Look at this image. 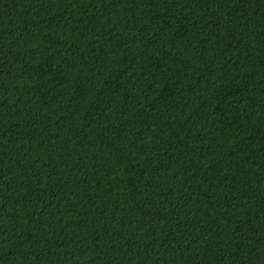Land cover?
<instances>
[{
	"label": "trees",
	"instance_id": "obj_1",
	"mask_svg": "<svg viewBox=\"0 0 264 264\" xmlns=\"http://www.w3.org/2000/svg\"><path fill=\"white\" fill-rule=\"evenodd\" d=\"M0 264H264V0H0Z\"/></svg>",
	"mask_w": 264,
	"mask_h": 264
}]
</instances>
